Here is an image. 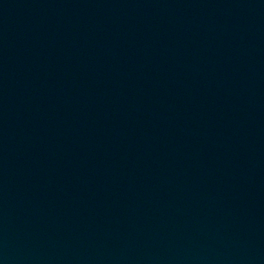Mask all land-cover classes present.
<instances>
[{
    "label": "water",
    "instance_id": "water-1",
    "mask_svg": "<svg viewBox=\"0 0 264 264\" xmlns=\"http://www.w3.org/2000/svg\"><path fill=\"white\" fill-rule=\"evenodd\" d=\"M0 264H264V0H0Z\"/></svg>",
    "mask_w": 264,
    "mask_h": 264
}]
</instances>
